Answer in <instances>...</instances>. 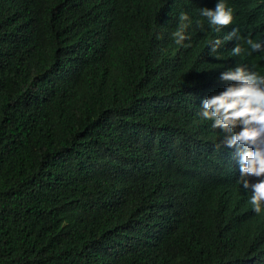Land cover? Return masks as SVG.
I'll use <instances>...</instances> for the list:
<instances>
[{
    "label": "trees",
    "instance_id": "16d2710c",
    "mask_svg": "<svg viewBox=\"0 0 264 264\" xmlns=\"http://www.w3.org/2000/svg\"><path fill=\"white\" fill-rule=\"evenodd\" d=\"M215 2L0 0V264H264L236 149L200 117L232 57ZM227 5L264 58V0Z\"/></svg>",
    "mask_w": 264,
    "mask_h": 264
},
{
    "label": "clouds",
    "instance_id": "9594fccd",
    "mask_svg": "<svg viewBox=\"0 0 264 264\" xmlns=\"http://www.w3.org/2000/svg\"><path fill=\"white\" fill-rule=\"evenodd\" d=\"M199 15L219 34L211 44L213 48L222 45L232 55L220 73L224 89L202 99L200 117L211 121L213 128H221L226 134L225 145L236 149L232 157L239 165V182L251 191L248 203L253 211L264 216V58L242 53L241 45L231 43L234 37L241 39L237 29L230 31L239 11L227 5V0L201 7ZM179 21L172 33L177 44L186 39L185 30L192 23L187 13H181ZM197 25L202 26V22L197 21ZM244 43L252 50L264 47L252 39ZM259 230L264 235V223Z\"/></svg>",
    "mask_w": 264,
    "mask_h": 264
}]
</instances>
